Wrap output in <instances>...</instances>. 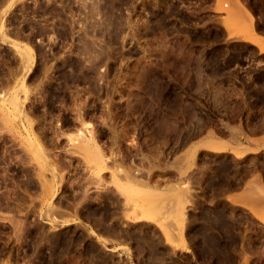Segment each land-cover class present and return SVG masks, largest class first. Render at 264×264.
Masks as SVG:
<instances>
[{
	"label": "rangeland",
	"instance_id": "1",
	"mask_svg": "<svg viewBox=\"0 0 264 264\" xmlns=\"http://www.w3.org/2000/svg\"><path fill=\"white\" fill-rule=\"evenodd\" d=\"M249 3L0 0V264H264Z\"/></svg>",
	"mask_w": 264,
	"mask_h": 264
},
{
	"label": "bare ground",
	"instance_id": "2",
	"mask_svg": "<svg viewBox=\"0 0 264 264\" xmlns=\"http://www.w3.org/2000/svg\"><path fill=\"white\" fill-rule=\"evenodd\" d=\"M131 95V94H130ZM132 97L133 98H135L136 97V95H132ZM15 99V98H14ZM136 99V98H135ZM14 102H15V100H14ZM147 130V129H146ZM149 136V135H148ZM146 140V139H145ZM152 148V147H151ZM94 149H95V151H96V153H97V159H98V161H96L98 164H100V165H98L99 166V169L101 168V171H103V170H105V167H104V165H105V155H103L100 151H98V148L97 147H94ZM154 149H157V147L156 148H154ZM163 149V148H162ZM153 153H154V151H153ZM161 151L160 150H156V152H155V154H154V160H155V162H156V165H159L160 166V164H159V162H160V157H161ZM242 156V155H241ZM96 159V160H97ZM108 159V158H107ZM108 161V160H107ZM118 169V171H120L121 173H122V166L121 165H119L118 167H117ZM126 171L124 170V173H125ZM98 176H100V175H98ZM97 177V176H96ZM100 178V177H99ZM97 180H99V179H97ZM100 181V180H99ZM96 183V182H95ZM258 183V182H257ZM98 184V183H97ZM256 184V183H255ZM254 186V185H253ZM257 186H259V185H256V188H257V190H260V188L259 187H257ZM255 189V188H254ZM256 190V189H255ZM249 193V192H248ZM248 196V195H247ZM251 196H252V194H251ZM254 199V198H253ZM253 201H256V200H253ZM258 201V200H257ZM260 201H261V199H260ZM264 202V201H263ZM259 205H261V207H262V204L260 203ZM260 207V206H259ZM3 251V250H2ZM1 254V253H0Z\"/></svg>",
	"mask_w": 264,
	"mask_h": 264
},
{
	"label": "crops",
	"instance_id": "3",
	"mask_svg": "<svg viewBox=\"0 0 264 264\" xmlns=\"http://www.w3.org/2000/svg\"><path fill=\"white\" fill-rule=\"evenodd\" d=\"M236 3V2H235ZM262 3V4H261ZM263 4H264V0H250V3H249V7L251 8V9H253V10H258V9H261V5L263 6ZM209 8H202L201 10L202 11H206V10H208ZM231 10H233V11H237V12H239V13H242V14H244V11L242 10V9H240L238 6H237V4H234V6H232V9ZM201 14H203V13H201ZM204 14H206V13H204ZM245 15V14H244ZM254 15L255 16H262V15H264V13L263 12H255L254 13Z\"/></svg>",
	"mask_w": 264,
	"mask_h": 264
}]
</instances>
